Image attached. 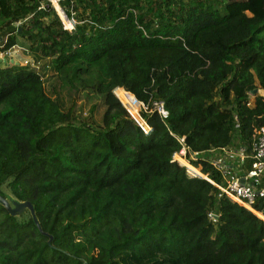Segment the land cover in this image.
<instances>
[{
	"label": "trees",
	"instance_id": "trees-1",
	"mask_svg": "<svg viewBox=\"0 0 264 264\" xmlns=\"http://www.w3.org/2000/svg\"><path fill=\"white\" fill-rule=\"evenodd\" d=\"M61 5L72 32L48 0H0V36L38 67L0 64V185L34 204L60 249L0 206V264H264V221L174 159L186 150L190 170L221 184L205 156L251 153L264 0ZM60 78L102 99L100 121L96 103L83 118L46 93ZM136 100L147 133L124 107ZM253 208L264 215V198Z\"/></svg>",
	"mask_w": 264,
	"mask_h": 264
},
{
	"label": "built area",
	"instance_id": "built-area-1",
	"mask_svg": "<svg viewBox=\"0 0 264 264\" xmlns=\"http://www.w3.org/2000/svg\"><path fill=\"white\" fill-rule=\"evenodd\" d=\"M57 14L59 15L64 28L69 32H72L75 29L76 21L75 19L69 18L64 9L62 8L61 3L67 0H48ZM62 12L66 19L69 22V26H67L60 14ZM8 36H0V64H4L7 61L10 63H16L13 59L15 54V46L8 47ZM160 112L164 113L161 109ZM141 128L145 133H147L150 129L145 124L144 126L138 122ZM218 152L215 156H210L207 158V162H209L212 167L219 172L222 178V183L217 184L213 180L209 179L207 176L203 177L199 175L197 172L190 170L185 163L184 167L187 170L188 175L195 177L201 176L210 182L212 185L217 187L222 194L227 196L233 202L238 203L239 205L243 206L247 210L255 213L264 221V215L257 213L253 205L257 198H264V127H262L258 132L257 136L252 144L251 153H248L246 147H229L221 150H213L211 154ZM182 156L183 159L186 155V150H182L179 154ZM178 155V154H177ZM197 153L191 154V158L196 160L198 158ZM175 159V156H174ZM248 159H252L251 168L247 170L243 177H240L235 171L234 168L231 166L234 163L239 165H245V162ZM176 160V159H175ZM187 161V160H186ZM182 164V165H183ZM188 165H191L187 161ZM192 166V165H191ZM194 167V166H193ZM195 168V167H194ZM262 215V216H261ZM217 216L211 215L215 221L217 220Z\"/></svg>",
	"mask_w": 264,
	"mask_h": 264
},
{
	"label": "rangeland",
	"instance_id": "rangeland-1",
	"mask_svg": "<svg viewBox=\"0 0 264 264\" xmlns=\"http://www.w3.org/2000/svg\"><path fill=\"white\" fill-rule=\"evenodd\" d=\"M25 46L26 45L23 42L18 40V44L15 47L16 52L14 54L13 59L16 61V63H18V65L29 66L35 70L38 69V67L33 64L32 59L27 55V53L25 51ZM45 89H46V93L48 95H50L52 98H56L57 100L60 101V103L62 104V106L65 110H68L71 106H73V108L76 112V115L82 116L83 118L89 115L90 106L96 103L97 107H98L96 118L98 121H100L104 107H103L102 99L99 96L95 97L94 95L89 94L88 90H80V91L72 90V88L69 85H67L65 79H62V78L56 79V80L46 79L45 80ZM252 98H253V96H252ZM252 98H251V100H252ZM136 105H137L136 106L137 110H134V108L129 104H126L124 106L127 109V111L129 112V114L132 117H134V119L136 118V120L139 121L141 123V125L144 126L145 125L144 122L140 119V112H141V110L145 109L144 105L138 101H137ZM209 155L211 156V153H209ZM181 156H182V153H181V155L178 154V156L175 155V159L181 165L183 164L182 161L187 163V161L185 159H183V157H181ZM210 156H205V157L209 158ZM180 159H183V160L181 161ZM183 166H184V164H183ZM198 170H199V168H198ZM28 218H29L28 215H24L21 218H19L18 220L23 222V221H27Z\"/></svg>",
	"mask_w": 264,
	"mask_h": 264
},
{
	"label": "water",
	"instance_id": "water-1",
	"mask_svg": "<svg viewBox=\"0 0 264 264\" xmlns=\"http://www.w3.org/2000/svg\"><path fill=\"white\" fill-rule=\"evenodd\" d=\"M16 64L18 65V63ZM256 93L260 94L261 96H264V90L262 89H257L253 91L251 95L253 96ZM7 186V182L0 185V206L5 208L9 215L13 218H16L17 220L24 215H28L32 219L35 227L41 232V234L48 238L47 244L56 250H60L59 248L53 246L52 243L54 241V238L50 234L43 231L34 204L29 201L19 200L16 196H14V194ZM81 261L83 262V264H87L82 259Z\"/></svg>",
	"mask_w": 264,
	"mask_h": 264
},
{
	"label": "crops",
	"instance_id": "crops-1",
	"mask_svg": "<svg viewBox=\"0 0 264 264\" xmlns=\"http://www.w3.org/2000/svg\"><path fill=\"white\" fill-rule=\"evenodd\" d=\"M216 154H218V152H215L214 154H212L213 156H215ZM206 156H210V155H206ZM234 168V171L240 176L243 177L245 175V173L247 172V168L244 165H239L234 163L233 165H231Z\"/></svg>",
	"mask_w": 264,
	"mask_h": 264
},
{
	"label": "bare ground",
	"instance_id": "bare-ground-1",
	"mask_svg": "<svg viewBox=\"0 0 264 264\" xmlns=\"http://www.w3.org/2000/svg\"><path fill=\"white\" fill-rule=\"evenodd\" d=\"M61 14L63 15V17H65V15L61 12ZM66 18V17H65ZM262 216V215H261ZM264 217V216H263Z\"/></svg>",
	"mask_w": 264,
	"mask_h": 264
},
{
	"label": "clouds",
	"instance_id": "clouds-1",
	"mask_svg": "<svg viewBox=\"0 0 264 264\" xmlns=\"http://www.w3.org/2000/svg\"><path fill=\"white\" fill-rule=\"evenodd\" d=\"M177 161V160H176ZM201 177V176H200ZM203 178V177H202Z\"/></svg>",
	"mask_w": 264,
	"mask_h": 264
}]
</instances>
